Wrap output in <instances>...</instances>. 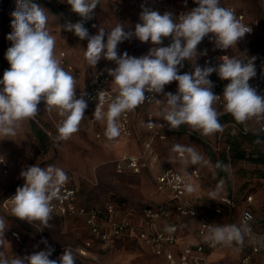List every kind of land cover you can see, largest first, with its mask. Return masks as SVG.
<instances>
[{
	"label": "clouds",
	"instance_id": "9594fccd",
	"mask_svg": "<svg viewBox=\"0 0 264 264\" xmlns=\"http://www.w3.org/2000/svg\"><path fill=\"white\" fill-rule=\"evenodd\" d=\"M193 2L197 6L178 17L168 11L161 14L142 4L139 22L134 26L125 28L123 23H118L110 30L99 27L96 34L90 35L84 21L92 18L100 0H66L79 19L66 22L60 30L87 41L83 55L91 68H95L102 57L116 65L106 70L112 77L116 95L105 112L101 106L104 91H100V104L93 114L97 121L105 122V136L109 141L121 134V115L146 102L161 106L157 115L169 128L189 125L202 136L223 131L219 122L221 112L215 106L221 99L224 112L231 114L238 123L264 120V95L249 83L256 76L255 57L244 53H241L243 58L224 55L219 57L220 63L216 66L196 64L198 57L206 54L197 51L206 37L216 48L227 50L236 47L245 34L252 31L251 27L243 24L231 8L221 6L220 0ZM11 15V32L6 36L10 47L4 56L10 67L0 78V138L15 137L24 121L35 119L39 114L38 106L43 101L47 111L55 110L61 117L57 141L68 140L79 130L85 116L86 93L77 96L75 75L62 66L55 54L56 37L48 28L47 9L34 0H16V9ZM133 38L150 42L153 47L139 58L127 52L118 55V45ZM165 39L169 40L167 46H164ZM185 61H193V70L181 73ZM213 73L221 80L229 81L222 95L213 92L214 84L209 79ZM173 82L177 86L175 93L165 92V86ZM146 93L152 95L146 96ZM158 95L160 99L156 98ZM142 124L148 129L164 127L151 121ZM171 151L177 155L170 163L179 162L184 166L207 163L195 146L177 143ZM0 163H4L3 156H0ZM216 169L227 170V166L217 162L213 167L214 175ZM19 175L25 183L10 199L11 215L32 226L38 225L37 231L51 227L53 201L61 199V189L68 183V175L54 165L42 168L38 164L23 167ZM194 191V186H187V192ZM219 196V190L209 193L212 200ZM251 220V215L245 212L238 224H209L203 240L240 251L246 240L256 243ZM8 229L6 220L0 217V247L5 244ZM175 230L173 226L165 227L168 233ZM41 243L47 245L46 240ZM53 251L47 246L45 250L23 257L9 258L0 250V264H76V256L70 247L63 250L58 261L50 259Z\"/></svg>",
	"mask_w": 264,
	"mask_h": 264
},
{
	"label": "rangeland",
	"instance_id": "374dc122",
	"mask_svg": "<svg viewBox=\"0 0 264 264\" xmlns=\"http://www.w3.org/2000/svg\"><path fill=\"white\" fill-rule=\"evenodd\" d=\"M46 1L51 4L53 9H57L58 11L53 12L44 4L38 3L47 9L48 28L56 37V55L61 59L60 53L64 52L66 56L67 54L69 55L73 63L78 67L90 69L91 67L87 64L83 55L84 49L87 47V41H81L74 34L60 30V26H63L66 22H76L70 6L65 3L66 0ZM169 1L173 2L177 7L184 9L185 12L197 6L193 0H187L186 4L185 0ZM220 2L223 7L234 5L245 14L248 20H256L258 22L256 31L251 36L245 34L236 47L234 46L230 49L235 51L245 44L264 49V0H220ZM151 8L158 10L161 14L167 11L156 6ZM15 9L16 0H10L0 10V78L3 77L4 71L10 67L4 56L7 48L10 47V42L6 39V36L11 32L10 23L13 19L11 13ZM140 12L141 9L134 7L130 3V0H100V4L94 10L92 18L85 20L86 24L84 23V26L88 29L90 35L96 34L99 27L110 30L118 23H123L125 28H127L139 22ZM204 40L207 41L205 45L206 49H218L209 38L206 37ZM204 40L197 47V51L200 53ZM164 41V46H167L169 40L165 39ZM151 47L153 45L150 42H141L133 38L118 45V55L127 52L130 56L139 58L146 55ZM196 64L200 67L208 66L206 60L201 55L198 57ZM97 67H103L107 70L115 68L116 65L113 61L102 57L95 66V68ZM192 70L193 61H185L181 73ZM209 79L211 80V76ZM176 87L175 82L166 85L165 92L175 93ZM215 106L221 112V117L223 114L222 110L217 105ZM38 108L39 114L35 117L37 122L34 119L26 120L21 124L15 137L0 138V155L3 154L2 156L5 157L10 167L7 174H0V199L3 193L13 187H18L24 182L19 173L25 166L38 164L44 168L48 165H54L63 170L73 171L80 179L83 176L85 179L88 178L90 180L93 178L92 173H94L98 165L112 164L111 160H105L107 157L106 151L100 145V139L95 138L94 131L88 124L85 116L79 125V130L70 139L57 141V125L61 117L55 110L47 111L46 104L43 101L39 104ZM160 111L161 106H159L158 112ZM220 123L223 126V131L209 136H202L200 131L193 129L189 125H181L179 129L174 130L173 134L178 138L186 137L191 140L195 139L196 136L201 137L203 143L210 148L216 159L227 166V170H223L222 175L218 174V169H216V174L214 175L213 167L216 163L211 162L209 157L203 154V146L196 140L199 143V152L203 154L205 161H207V163L199 165L203 174V181L206 185L222 187L224 191L235 197V204L239 203V205L241 202L246 204V196H252L249 207L256 218L254 232L256 236L262 239V248L253 259L255 264H264V177H262L264 175V164L232 159L230 149L232 146L229 148L227 145L228 141L232 139L230 136L234 135L233 137L237 138L240 148L246 149L250 153L264 154V120H249L246 124L237 122L240 125V130L241 127H244L247 131L245 134L241 133L238 129L235 130L234 134H230V127L227 125V121H221ZM187 130H190V134L186 132ZM86 183L88 182L83 183L84 192L89 189ZM238 215L239 209L231 214V218L227 223L238 224ZM0 217H3L9 226L8 231L5 233V244L1 247L2 251L9 258L15 255L23 257L35 251L46 249L47 246L41 243L44 239L41 234L43 231H37V226H32L26 221L18 220L3 211L2 208H0ZM13 230L20 234L21 242H17L9 237L8 234ZM62 253L63 251H53L50 259L58 261ZM223 258L224 261L221 263L213 264H238V257L235 258L234 254L226 253ZM76 264L91 263L87 259L76 256Z\"/></svg>",
	"mask_w": 264,
	"mask_h": 264
},
{
	"label": "crops",
	"instance_id": "0c3cea01",
	"mask_svg": "<svg viewBox=\"0 0 264 264\" xmlns=\"http://www.w3.org/2000/svg\"><path fill=\"white\" fill-rule=\"evenodd\" d=\"M244 22L253 25L254 32L256 31L258 26V22L256 20H248L244 14ZM246 35L251 36L247 33ZM245 45H248L253 50L264 51V49L256 48L250 44ZM240 48L235 51L228 49V51L231 56H240ZM55 54H57L56 48ZM65 60L81 70V76L77 79V89H82L86 80L96 68L89 69L78 67L73 63L68 54L67 56L65 55ZM97 68L104 69L103 67ZM111 81L110 85L115 87L111 84ZM156 98L160 99L161 96L158 95ZM216 105L219 107L218 104ZM158 110L159 106L155 104L140 105L134 111L130 112L131 135L129 137L120 135L111 141H109L105 136V122L97 121L93 116V113L85 112V117L88 121V124L94 131L93 134L95 138L100 139L99 143L106 151L107 157L105 160H111L112 164L108 165L106 163L98 165L94 173H92L93 180L90 179L92 181H90L88 178L85 179L83 176L80 179L79 176L75 175V182L79 188L78 204L80 206L95 207L104 210L106 205L110 203L115 209L113 214V218L115 219L123 218L132 223H137L139 215L145 208L165 205L169 209L170 216L169 218L158 219L156 221V227L159 229H164L170 223L177 224L179 229L178 240L173 246V250H175V254H177L185 243L196 245L199 242H204V240L203 237L197 235L199 217H177L171 200V193L167 189L158 187L156 174L164 167L172 166L187 175L190 174L192 169L198 170L199 176L191 177L187 184V186H194L195 191L192 193L187 192L186 186L185 197L191 200L193 205L198 210L200 216L211 220L214 224H228L227 221L231 218V214L236 212L238 209V219L240 222L241 209L246 205L249 206V204H244L241 202L240 205L237 203L234 207H230L224 203H221L220 199L222 197H229L234 200L235 203V197L224 191L222 187L206 185L203 181V174L201 172V168H199V165L184 166L179 162H169L173 156L177 155L171 151L174 144L178 143L181 145L195 146L199 151L200 149L198 142H200L203 146V154H206L211 162L217 163V161H221L216 159L215 155H213V159L210 157L209 153L205 149V145H203L201 137L196 136L195 139L191 140L186 137L178 138L175 136L173 134L175 129H171L165 124V122L157 115ZM106 111L107 109L105 112ZM148 113L152 114L154 120L162 121L166 125V128L161 131L163 137L157 136L154 138L149 149L147 160H142L140 163L141 171L139 173H132L130 171H125L122 173L117 172L115 170L114 164L116 159H119L124 155L140 154L144 150V144L151 136V132L142 124V122L146 123L145 116ZM222 116L227 117V120L225 121L230 119L234 120L231 114H222ZM186 132L190 134V130H187ZM196 140H198V142ZM64 171L67 172L71 170ZM222 173L223 169H218V174L222 175ZM84 182H88L86 183V186H89L88 191L85 192L83 191ZM213 190H219L220 192V196L216 200H212L209 197V193ZM112 195L122 197L126 201L124 203L114 201L111 198ZM216 207H219L221 212H215ZM49 223L51 227L44 228L43 232H41L44 238L43 240L47 241L46 246H51L54 251H63L65 248L70 247L76 256L87 259V261L91 264H169L163 255H156L153 249L132 231L114 237L112 241L113 247L109 250H103L100 247L101 241L99 237L90 232L89 228L85 224L83 216L53 215V219ZM8 235L14 239L10 234ZM86 241H90L91 246L86 248V255L81 256L78 254L77 250L84 247ZM0 250H2L1 247ZM194 253L201 257L204 256L203 253ZM226 253L234 254L235 258L238 257L237 260L239 264V253L229 247H222L209 253L206 257L207 264L221 263L224 261L223 256Z\"/></svg>",
	"mask_w": 264,
	"mask_h": 264
},
{
	"label": "built area",
	"instance_id": "2783aa9c",
	"mask_svg": "<svg viewBox=\"0 0 264 264\" xmlns=\"http://www.w3.org/2000/svg\"><path fill=\"white\" fill-rule=\"evenodd\" d=\"M130 3L137 8L141 9V5L144 4L147 7H161L169 12H172L174 16L185 12L184 9L177 7L173 2L169 0H130ZM227 8H231L238 19L247 26H250L252 31L247 33L252 35L254 32V26L244 22V13L239 11L234 5H227ZM206 40H204L201 47V55L208 63L209 66H216L220 63L219 57L224 55H230L227 50H214L209 51L205 47ZM246 54L248 57H255V68L256 76L252 78L249 83L251 86L257 89L258 93L264 95V51L253 50L248 45H244L240 48L239 54ZM61 64L68 70L71 71L76 80L81 76V70L76 68L71 63L65 60V53L61 52ZM242 57V56H241ZM243 58V57H242ZM111 77L102 68H96L92 71L90 76L85 82L82 89H77V96L82 93H86L85 100L87 101L88 107L85 112L93 113L95 108L100 101L98 100V93L104 91V102L101 105L103 110L107 109L108 103L114 99L116 93L113 90L114 87L110 85ZM212 82L214 84L213 92L217 95H222L224 87L229 82L227 80H221L216 73L212 74ZM152 94L146 93V96ZM157 97V96H156ZM149 103H145L146 105ZM222 110L223 114H229L224 112L223 100L217 102ZM146 123L154 122L163 124L164 127H155L153 129H148L151 132L150 138L144 144V150L140 154L136 155H124L119 159L114 161L115 170L119 173L130 171L132 173H139L141 171V161L147 160L149 149L155 137H163L162 130L166 128V125L162 121L154 120L151 113L146 114ZM36 122L37 120L34 119ZM121 125L120 135L124 137H129L131 135V125H130V112H126L119 118ZM227 125L230 127V134H234L235 130L238 129L241 133L245 134L247 131L244 127L240 128V125L233 119L227 121ZM2 156V155H0ZM4 157V156H3ZM9 164L4 157V163H0V174L5 175L8 173ZM66 174L69 177L68 183L61 189V199L53 201L54 212L53 215L66 216V215H81L84 217L85 224L89 228L90 232L97 235L101 241L100 247L103 250H109L113 247V238L123 235L126 232L132 231L142 239L146 244H148L154 251L156 255H163L169 264H207V255L212 251L222 248L223 246H215L210 243L199 242L196 245L190 243H185L177 254L173 250V246L178 240V226L176 223H170L168 226L175 227V232L168 233L164 229H159L156 227V221L160 218H169V209L165 205H158L156 207H147L138 217L137 223H132L127 219L113 218L114 207L112 204L108 203L104 210L95 207H84L78 204V192L79 188L75 182V173L72 171H67ZM199 173L197 169H192L190 174H184L181 171L175 169L172 166L164 167L160 172L156 174V181L159 188L167 189L171 193V200L174 206V211L177 217H199V224L197 228V235L203 237L206 233L207 226L209 224H214L211 220L200 216L198 210L193 205L191 200L185 197L186 186L190 181L191 177H198ZM25 181L18 187H22ZM17 187V188H18ZM16 188V189H17ZM16 189L9 192L5 197L0 199V208L3 211L11 215V198L15 195ZM252 201V196H246V203L249 204ZM221 203H224L230 207H234L235 203L229 197H222L220 199ZM215 212H221L219 207L215 208ZM247 212L251 215V227L253 237L256 239V243L246 240L242 250L237 251L239 253V264H254L253 257L258 254L262 248V239L255 235L254 224L256 222L255 215L252 209L246 205L241 209L240 220L243 214ZM10 235L17 241L21 242V236L17 231H11ZM91 246L90 241H86L84 247L77 250L78 254L81 256L86 255V248ZM196 253H203L204 256H198ZM125 264V263H123Z\"/></svg>",
	"mask_w": 264,
	"mask_h": 264
},
{
	"label": "trees",
	"instance_id": "16d2710c",
	"mask_svg": "<svg viewBox=\"0 0 264 264\" xmlns=\"http://www.w3.org/2000/svg\"><path fill=\"white\" fill-rule=\"evenodd\" d=\"M10 2V0H1L0 1V10L7 5ZM34 2L36 3H42L45 6H47L48 8H50L53 12H58L57 9H53L51 4L49 2H47L46 0H34ZM75 16V20L77 21L79 19V17L74 13ZM84 23L86 24V22L84 21ZM165 42V41H164ZM227 120L226 116H222L221 118H219V122L221 121H225ZM234 135L230 136L232 139L230 141H228L227 145L230 148V146H232L231 149V157L234 160H248L254 163H261L264 164V154H254V153H250L248 152L246 149L240 148L238 146V140L236 137H233ZM203 142V141H202ZM203 145H205L203 143ZM205 149L206 151L209 153L210 157L213 159V153L210 151V148L205 145ZM262 177H264V175H262ZM17 187H13L12 189L8 190L7 192L3 193V195L1 196V199L3 197H5L9 192L15 190ZM112 200L117 201L119 203H124L126 200H124L122 197L116 196V195H112L111 196Z\"/></svg>",
	"mask_w": 264,
	"mask_h": 264
}]
</instances>
